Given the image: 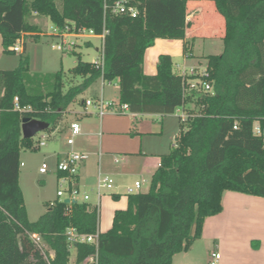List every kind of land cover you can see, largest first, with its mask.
I'll list each match as a JSON object with an SVG mask.
<instances>
[{"label": "trees", "instance_id": "obj_1", "mask_svg": "<svg viewBox=\"0 0 264 264\" xmlns=\"http://www.w3.org/2000/svg\"><path fill=\"white\" fill-rule=\"evenodd\" d=\"M116 1L0 0L6 53H16L22 35L38 30L30 21L34 15L49 18L61 31L75 25L104 34V70L80 61L70 74L83 82L66 91L63 71L33 74L27 57L15 70L0 71V264H70L72 250L74 264H173L202 237L205 220L223 211L226 191L264 198V145L253 133L255 122H264V0H126L139 11L136 18L105 9ZM191 1L213 2L225 22L223 52L206 58L207 76L201 77L208 92L187 91L170 55L159 56L155 74L143 67L157 39L185 40ZM101 78L119 81L120 103L133 113L171 115L183 108L188 119H179L175 144L161 157L149 192L129 195L127 209L115 212L106 233L99 232V212L82 202L58 199L30 222L19 185L20 158L22 150L38 147L34 138H23V120L49 123V138ZM191 96L199 106L196 114L186 108ZM15 98L32 110L16 111ZM69 229L99 234L98 244L71 246ZM32 234L41 237L44 250Z\"/></svg>", "mask_w": 264, "mask_h": 264}, {"label": "crops", "instance_id": "obj_2", "mask_svg": "<svg viewBox=\"0 0 264 264\" xmlns=\"http://www.w3.org/2000/svg\"><path fill=\"white\" fill-rule=\"evenodd\" d=\"M187 13V22L190 24V27L187 30L185 40L157 39L155 45L145 53L143 67L146 74L152 75L156 73L159 56L162 54L169 55L167 49L170 43L176 44V53L182 54L184 64H186L195 58V47L199 40L222 41L225 33V22L216 12L213 2L191 1L187 4ZM185 42H188L186 50H184ZM90 43L92 46L94 45L92 42ZM99 48L100 46L96 47L97 52ZM116 82L117 87L120 88L119 81L117 80ZM101 86L103 88L102 82ZM105 97V94L101 92L94 99H96L95 101L103 100L104 102H108L105 101ZM88 100L90 99L83 100L76 111L79 116L76 121L82 127V135L80 136H83V138L97 136L95 130H98V127L90 129L88 125L81 124L83 120L95 116L97 119H100V129L106 131L102 135V142L112 145V147L119 150V153L126 155L119 163L114 162L112 165L101 167L99 154V165L97 167H94L92 163L88 164L89 159L82 165L79 172V187L90 195H92V191H95L100 175L111 176L115 180L113 190L106 192L100 202H98L97 197L96 199L91 197L89 203L91 210L99 206V232L106 233L113 226L115 212L117 210H126L128 207L129 195H127L126 189L131 187L133 183V180L130 178L135 177L134 185L140 181L142 187V179L146 180L150 176L152 181L153 176L160 167L161 157L166 155L165 143L170 135L169 133L166 135V130L168 127V131H170V120L176 117V113L171 115L137 114L136 118L132 116L125 117L127 115L117 116L115 114H107L101 118L96 110L95 112L88 111V106L85 104ZM91 100L94 101L93 99ZM75 107L76 105H72L69 112ZM151 117H156L160 120L158 121L159 123L152 122ZM69 127L68 132L65 133H62L58 127L47 139L56 140L63 135L61 137L62 141L66 142ZM172 132L177 137L176 131L172 130ZM131 134L137 136L132 137ZM66 144L67 142L64 143L59 152H54V155L57 157V163L64 159L71 150L89 152L88 147L84 143L80 144L75 141L73 147ZM171 147L170 149H172ZM89 150L93 154V157L97 156L96 148L92 147ZM108 154L110 155V153ZM103 158L107 157L103 156ZM136 159L147 166L155 165L156 168L154 169L157 170L153 171L147 167L139 175H130L131 173L128 172L129 166ZM139 177H141L140 180ZM94 193L96 194V192ZM222 204L223 211L219 215L205 220L202 237L194 242L190 250L177 254L174 257L173 264H198L191 256L198 244L204 245V261L207 264H210L211 253L213 251L210 250V245L212 244L215 245L214 250L221 254L219 264H264V198L226 191L223 194ZM103 205L106 207L104 211H102Z\"/></svg>", "mask_w": 264, "mask_h": 264}, {"label": "rangeland", "instance_id": "obj_3", "mask_svg": "<svg viewBox=\"0 0 264 264\" xmlns=\"http://www.w3.org/2000/svg\"><path fill=\"white\" fill-rule=\"evenodd\" d=\"M30 21L32 24L38 26V30L32 33L33 36H31V34L24 36L26 46L25 50L22 52L12 54L6 53L0 37V71L15 70L19 66L20 60L27 57L29 58L30 71L33 74H51L63 71L66 75L67 81L65 91L71 86L81 84L83 82V78L72 76L70 71L76 67L80 61L94 63L98 57L96 47L100 46L101 40L95 37H82L77 40V47H75L72 52H61L53 48V46L57 43L53 35L56 30L53 22L49 18L39 17L37 15H34ZM89 41L94 45L92 46ZM18 43L20 42L17 41V44ZM21 46L24 49L23 45ZM175 46L176 44L170 43L168 44L167 49L168 54L171 56L173 61V71L175 73H181L184 66L189 69L191 67H196L198 75L192 78L194 79V83H197L198 86L194 91L196 93L200 92L202 90L201 74L204 73L203 71H205L207 67L206 58L210 55H220L224 48L223 41L199 40L195 47V58L191 59L186 64H184L182 54L176 53ZM101 82L103 83V88L101 86ZM101 92H103L106 96L105 101L120 104V88L117 87V82L114 81L113 83H109L104 80L96 81L78 98V102L87 99H93L95 101V96L101 94ZM189 93H191V91ZM75 105L76 107L72 111L68 112L64 121L59 125V129L62 133L68 132L70 123L76 121L79 117L76 111L79 109L80 104L76 103ZM186 108L189 109L192 114H196L198 112L199 106L196 103L195 96H191L190 102L186 104ZM87 109L90 112H95V108L93 106H88ZM175 113L176 117L170 120V131H168V127L166 130V135H168V133L170 134L168 138L166 136V154L171 151L170 147L174 145L176 141V136H174L172 130L176 131L177 135L179 134V119L185 115L186 112L183 108H181ZM125 117L131 116L127 115ZM151 119L154 123L160 121L156 117H151ZM81 124L88 125L90 129L93 127L99 128L98 130H95L97 132V136L90 138L78 136L76 138L78 143H84L88 147V151L90 153L91 151L89 148H96L97 156L93 157V154L91 153L92 156L90 157L88 164L92 163L94 167H97L99 165V154L101 158V167L114 164L116 158L121 160L126 157L125 154L119 153L117 148L102 142V135L103 133L105 134L106 131L100 129V119H97L95 116H91L89 119L83 120ZM186 128L187 124H184V129ZM131 136L136 137L137 135L131 134ZM61 137L56 140H48L44 138V132L38 133L34 137L36 142L35 147H38V150L24 149L21 151L19 185L23 192L24 203L30 222H36L40 216H42L49 209V207L59 199L57 192L61 185H64V188L67 187V184L62 182L56 174L57 157L54 155V152H59L64 146V143H66L62 141ZM41 142H44L45 146H39V143ZM108 153H110V155ZM103 156L107 158H103V160ZM44 163L48 166L47 174H41L39 170ZM147 167L153 171L157 170L154 169L156 168L155 165L147 166L136 159V161L129 166L128 172L131 173L130 175H139L143 173ZM130 179L133 180L132 187H134L135 177ZM140 179L141 177H139V180ZM141 181L143 182V187L140 193L149 192L151 185L150 176L147 177L146 180L142 179ZM82 192H85V190H82ZM94 192L95 191H92V193L90 192L92 194L91 197L96 199V194ZM105 209L106 207L103 205L102 211ZM203 246V244H198L195 251L191 254L198 264H207V262L204 261ZM210 248L211 251L213 250L212 253L215 252L214 244L210 245ZM74 262L75 252L72 250L70 264H74Z\"/></svg>", "mask_w": 264, "mask_h": 264}, {"label": "built area", "instance_id": "obj_4", "mask_svg": "<svg viewBox=\"0 0 264 264\" xmlns=\"http://www.w3.org/2000/svg\"><path fill=\"white\" fill-rule=\"evenodd\" d=\"M105 9H110L114 14H127L131 17L136 18L139 15V11L127 4L126 0H119L116 1L113 5H106ZM57 43L53 46L54 49L61 51V52H72V50L77 47V40L82 37H95L101 40L100 48L98 49V57L94 61V65L96 68L104 70V52H103V42H104V34L101 36H97L92 29L87 28H78L75 25H66L65 28L61 31L56 28L55 33L53 34ZM20 43L16 44L13 47L14 52H22L24 42V35L19 40ZM204 73L201 76H207L206 70L203 71ZM185 80V84L187 87V91L197 89L198 84L194 83L195 77L198 75V71L196 67H191L190 69L187 67H183L181 73H179ZM202 89L205 91H211V87L209 84L202 82L201 83ZM87 106H93L99 115V117H104L107 114H115V115H130L133 118L137 117L136 113H133L130 110L128 104H115L112 102H104L103 100L92 101L88 100L85 102ZM15 110L21 113L30 112L32 109L31 107H21L19 104V99L15 98ZM183 121L188 119L187 113L180 117ZM237 129V126H235ZM253 133L255 136L262 139L264 145V122L256 121L253 126ZM82 134V127L77 122L74 121L70 124L69 127V134L67 136L66 142L67 145L73 147L75 145L76 138ZM44 138L47 139V136L44 135ZM39 146H45L44 142L39 143ZM91 157V154L87 151H76L71 150L64 159L58 161L56 174L58 178L67 184V187L64 188V185H61L57 196L62 201L69 199L70 203L73 204L74 201L82 202L88 204L89 211H93L89 207V203L91 201V195L88 192H82V189L79 187L78 177L79 172L82 165L87 162ZM120 159L116 158L115 162L119 163ZM41 174L48 173V166L47 164H42L41 168L39 169ZM59 174H61L59 176ZM115 187V180L111 176L107 175H100L98 178L97 186L95 189L96 197L98 202L105 196L106 192L112 191ZM142 189V183L136 182L134 187H128L126 189L127 195H134L139 194ZM95 210V209H94ZM96 210L99 212V206L96 207ZM66 237L71 246L76 243H91V244H98L99 234L95 235H82L77 233L74 229H69L66 232ZM31 239L42 249L44 250V245L41 237L38 234H32ZM51 258H53V254L51 253ZM221 260V254L219 252H213L210 258V264H219ZM93 261V259H91Z\"/></svg>", "mask_w": 264, "mask_h": 264}, {"label": "water", "instance_id": "obj_5", "mask_svg": "<svg viewBox=\"0 0 264 264\" xmlns=\"http://www.w3.org/2000/svg\"><path fill=\"white\" fill-rule=\"evenodd\" d=\"M50 125L47 122L37 120V119H31V118H25L23 120L22 125V134L24 139H32L34 138L38 133L46 132L49 129ZM66 204H69V199H66L64 201ZM73 203H77L74 201Z\"/></svg>", "mask_w": 264, "mask_h": 264}]
</instances>
